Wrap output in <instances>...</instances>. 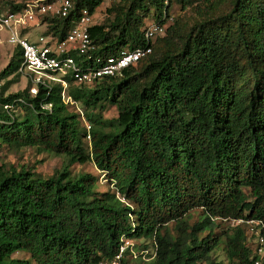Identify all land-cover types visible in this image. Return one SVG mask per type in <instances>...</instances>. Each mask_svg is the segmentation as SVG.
<instances>
[{"label":"trees","instance_id":"1","mask_svg":"<svg viewBox=\"0 0 264 264\" xmlns=\"http://www.w3.org/2000/svg\"><path fill=\"white\" fill-rule=\"evenodd\" d=\"M15 1L0 0V10H18ZM104 1L73 0L67 18L42 20L45 34L63 40L82 10L92 15ZM174 5L191 17H176L135 65L90 88L67 77L72 104L55 82L5 95L20 74L15 48L0 73L12 76L0 87V151L34 148L64 165L48 177L0 165V264H97L121 238L153 245L142 264H218L217 250L226 264H253L248 226L222 225L264 222V0L112 2L88 28L92 48L73 57L96 68L144 47L145 21L166 22ZM86 163L105 190L69 169Z\"/></svg>","mask_w":264,"mask_h":264},{"label":"built area","instance_id":"2","mask_svg":"<svg viewBox=\"0 0 264 264\" xmlns=\"http://www.w3.org/2000/svg\"><path fill=\"white\" fill-rule=\"evenodd\" d=\"M15 2L21 4L18 10H0V31L5 30L8 33V43L21 53L18 72L25 74L32 82L35 88H31L30 91L33 94L36 93L38 85L48 87L50 82L59 83L62 86L61 98L65 104H72L71 99L65 94V89L68 87L67 77L76 84L91 85L102 77L115 76L149 54L152 41L161 36L167 28V21L152 22L144 29V38L147 41L144 47L131 51L122 50L115 57H107L99 67L83 69L76 63L73 55H84L92 48L88 34L92 15H89L86 9L81 11L78 21L67 31L63 40L57 41L51 34H47L46 38L40 36L36 42L30 43L25 37L28 35V29L45 25L41 22L46 17L67 18L73 9V0H19ZM84 126L87 133L86 139L90 140L88 133L90 126L86 122ZM242 223L248 226V243L255 257L253 264H264V222L238 220L233 224ZM120 241L116 255L111 260L97 264H119L126 251L135 258L133 243L124 238Z\"/></svg>","mask_w":264,"mask_h":264},{"label":"rangeland","instance_id":"3","mask_svg":"<svg viewBox=\"0 0 264 264\" xmlns=\"http://www.w3.org/2000/svg\"><path fill=\"white\" fill-rule=\"evenodd\" d=\"M120 0H109L104 1L99 7H97L92 14V21L91 25L94 24H100L104 21V19L107 16L106 9L110 7L112 2H117ZM176 17H180L184 20H187L189 17H191V13L187 10H181L180 6L174 5L170 11V17L167 20V27H169L173 20ZM150 23H152L149 20L145 21V27L148 26ZM46 25H40L39 27H31L28 29V35H26V39L31 42H36L40 36L45 37L46 32ZM46 38V37H45ZM154 43V40L152 41ZM15 47L12 44L8 43V33L5 30L0 31V73L3 71L7 65L9 64L11 58L13 57ZM13 59V58H12ZM15 63V61H13ZM12 76L8 77L5 80L0 79V87L4 85L6 82L11 81ZM28 82L30 83L29 87V93L31 95H34L33 92L30 91L31 88H35L32 82L29 80V78L25 74H19L18 81L16 83L8 84L7 90L5 92V95L9 94H16L22 92L24 89H26ZM10 83V82H9ZM86 88H90V85H86ZM79 109V110H78ZM71 110H75L76 112H82V109L77 105H73L71 107ZM18 112V109L16 110ZM104 117H114L115 111L112 107L108 108L104 113ZM82 124L84 125V122L82 121ZM5 164L6 167L12 166L15 169H20L21 167L30 169L37 174H40L43 177H48L52 175L56 170H60L64 165V160L62 157H57L45 153H40L34 148H24L20 150H11V149H1L0 151V165ZM72 173H88L92 176H94L97 179L98 183V189L100 191L105 190L108 185L103 177V175L96 170L94 165L92 163H86L84 165H73L69 168ZM198 211L192 212L190 215L189 221L193 223L197 220ZM233 223L225 222L223 223L222 227L225 226H231ZM171 228L172 225H169ZM134 244V252L135 255L138 253H141L142 246H146L147 250L145 252L141 253L140 259L134 260L135 258L131 255L126 256L127 264H142L143 262L147 261L148 255H151L153 253V245L147 241L144 242L143 240L138 241H131ZM147 252V254H145ZM15 257L17 258H25L26 255L23 253H17L15 254ZM213 259L218 264H226V258L221 250H217L213 253Z\"/></svg>","mask_w":264,"mask_h":264}]
</instances>
